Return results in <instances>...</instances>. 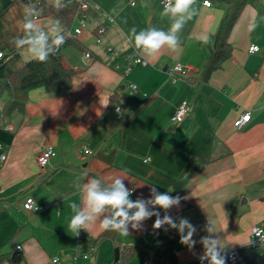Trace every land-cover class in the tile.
I'll list each match as a JSON object with an SVG mask.
<instances>
[{
	"label": "crops",
	"instance_id": "obj_1",
	"mask_svg": "<svg viewBox=\"0 0 264 264\" xmlns=\"http://www.w3.org/2000/svg\"><path fill=\"white\" fill-rule=\"evenodd\" d=\"M70 1L76 0L60 3ZM204 1L193 0L173 14L165 13L163 0H93L96 17L89 16L92 22L77 44L64 51L65 64L75 70L71 88H37L23 111L4 116L0 110V157L6 155L0 159V264H53L54 259L57 264H209L201 260L204 237L219 240L225 264H231L226 254L248 247L252 228L264 225V0L245 6L229 38L233 56L209 80L203 69L227 6L210 0L206 7ZM44 3L55 6L56 0H0V80L33 59L29 49L36 33L46 31L49 42L54 28L62 31L52 16L35 18L41 10L34 8ZM106 15L115 23L97 44L98 30L108 25ZM28 21L35 25L31 31L24 29ZM177 22L182 27L173 33ZM77 26L75 19L71 31ZM152 29L175 35L176 45L164 44L153 54L142 49L148 65L125 74L131 52L126 40L135 44L136 34ZM252 45L260 51L250 54ZM109 46L120 52L119 69L108 62ZM176 64L191 67L193 74L170 82L166 70ZM7 100L0 97L3 110ZM185 100L191 110L177 123L173 115ZM246 112L250 122L237 130L234 123ZM46 146L55 147L57 155L41 169L38 158ZM117 177L134 191L132 202L165 192L182 197L167 210L146 207L176 224L187 220L195 228V244H182L181 233L168 224L153 229L156 215L139 231L129 224L128 236L103 238L98 226L72 231L71 204L86 208L82 186L96 178L101 191L110 190ZM27 198L41 207L37 213L24 209ZM111 215L107 209L100 218ZM80 239L88 258L75 261ZM17 246L23 248L20 255Z\"/></svg>",
	"mask_w": 264,
	"mask_h": 264
},
{
	"label": "clouds",
	"instance_id": "obj_2",
	"mask_svg": "<svg viewBox=\"0 0 264 264\" xmlns=\"http://www.w3.org/2000/svg\"><path fill=\"white\" fill-rule=\"evenodd\" d=\"M193 3V0H175L173 7L166 6L165 13L171 11L173 14L177 12H183L189 5ZM57 9L61 7L60 0H56ZM27 7V6H26ZM58 23V22H57ZM35 25L30 21L24 24L26 31H31ZM182 27L181 23L177 22L172 26V32L175 33ZM58 28L53 29L55 39L53 40L56 50L58 51L60 46L65 43V38L62 35L57 34ZM135 33V28L131 30ZM48 39L43 33L35 38L32 47L29 51L32 53L33 59L39 62H46L49 58V50L45 48V42ZM18 45L24 43V41L17 40ZM31 43V42H30ZM177 38L175 35H168L163 31L155 29L148 32L141 31L135 35V45L137 48H143L149 54L155 53L162 45L168 44L169 46H175ZM139 62V61H137ZM249 117H245V120ZM126 178V177H125ZM124 178L117 177L114 179L110 190L101 191L99 189L100 180L93 178L88 181L86 185H83V189L86 191V208L82 211L77 210V203H72L71 208L73 215L70 219L69 228L76 232L80 230L89 231L95 226H98L103 231H114L122 235H129L128 225H132L133 230H141V224L144 220L156 215L157 219L153 224V229H160L162 225L168 224L172 228L178 229L181 233V243L189 245L190 247L195 244L192 240V236L195 232V228L188 223L187 220H181L179 224H176L171 217L164 216L163 219L159 217V213L151 212L146 205L151 203L154 206L167 210L173 205H177L183 198L179 195L170 196L167 192L163 194L154 195V199L151 201H144L138 199L136 202L129 200L130 190L124 186ZM80 187V185H77ZM155 189L153 188V193ZM110 209L112 215L105 216L101 219V214ZM135 209L130 215L129 210ZM185 228L188 229L187 234L184 235ZM211 230V229H210ZM202 242L205 245L206 252L201 260L208 259L209 264H225V257L221 255L223 245L219 240L212 239L211 237L202 238Z\"/></svg>",
	"mask_w": 264,
	"mask_h": 264
},
{
	"label": "trees",
	"instance_id": "obj_3",
	"mask_svg": "<svg viewBox=\"0 0 264 264\" xmlns=\"http://www.w3.org/2000/svg\"><path fill=\"white\" fill-rule=\"evenodd\" d=\"M85 1L89 5V10L82 12L81 4ZM93 0H76L61 4L59 10L56 6L40 4L33 12L41 10L40 16H52L56 19L62 31L59 35L65 38V43L56 50L53 40L49 41V58L46 62H39L35 59L27 62L22 68L13 72L7 78L0 80V97L7 96L8 100L3 110L4 116L13 111H23L28 100L29 92L44 87L49 92H59L69 90L72 86V79L75 70L68 67L64 62V51L77 44L76 38L70 36L74 20L83 15L96 17L92 9ZM258 5V0H219L227 6L226 14L214 37L213 45L210 48L209 56L206 59L203 78L209 80L211 75L220 70L224 63L232 58L233 48L229 42L231 32L249 2ZM118 232L105 231L103 238H115ZM84 246L88 244V239H84ZM84 251V250H83ZM242 264H264V251L250 247L241 250Z\"/></svg>",
	"mask_w": 264,
	"mask_h": 264
},
{
	"label": "built area",
	"instance_id": "obj_4",
	"mask_svg": "<svg viewBox=\"0 0 264 264\" xmlns=\"http://www.w3.org/2000/svg\"><path fill=\"white\" fill-rule=\"evenodd\" d=\"M163 7L166 8V6L168 7H173V0H163L162 2ZM129 5L132 7L135 5L134 1H131L129 3ZM212 3L210 0H205L204 1V6L206 7H211ZM92 8L94 10H98L97 6H92ZM81 9L82 12H85L87 10H89V5L83 1L81 4ZM40 14H36L35 18H39ZM89 16L86 15L85 13L79 17L76 18L77 22H78V26L72 30L70 32V36L73 38H79L80 36H82L86 30V19ZM106 18V23L108 25L102 26L99 30H98V36L96 38V43L100 44L102 42L101 39V35H103L106 31V29L109 27V24L112 25L114 24V19L111 18L110 16H105ZM41 33H43L45 36H47L46 31L41 30L38 33H36L33 36V42L35 40V38H37ZM126 44L131 45V52L126 56L127 60H128V65L125 68V74H128L131 71V68L133 66H143L146 67L148 65V62L143 58L142 56V49L143 48H137L135 44H131L130 40L127 39ZM106 51L108 53V62L110 64H114L116 69L120 68V64L117 63L118 59H119V50L113 48V47H107ZM260 51L259 46L256 45H252L249 48V53L250 54H255L258 53ZM3 54L0 53V59H2ZM85 58L86 59H91V54L90 53H86L85 54ZM139 61V62H137ZM193 74V69L189 66H183L181 64H176L173 67L169 68L166 70V75L167 78L170 82H176L178 79L180 78H184V77H189ZM131 89L133 92L137 91V87L132 85ZM0 110L3 111V107L0 106ZM191 108L189 105L188 101H183L179 107L177 108L175 114L173 115V121L180 123L184 120V118L188 115V113L190 112ZM116 112L119 115V117H121V108L117 107L116 108ZM245 117H249V119L245 120ZM251 119V113L250 112H246L244 113L239 119H237L234 123V126L237 130H242L249 122ZM7 131H12L13 129L11 128V126H6L5 128ZM1 149V146H0ZM85 154H91L90 150H85ZM57 155V151L55 149V147L53 146H46L44 148V150L42 151L41 155L38 158V164L41 167V169H45L46 167H48L51 163V161L56 157ZM1 161H5L6 160V155H1L0 157ZM134 191L131 189L130 190V196H129V200L131 199V196L133 195ZM24 209L30 212H34L37 213L41 207H39L35 201V199L33 198H27L24 202ZM248 247L253 248V249H259L264 251V225H260V226H255L252 228L251 230V238H250V242L248 244ZM23 251L22 246H17L16 247V253L17 255H20ZM80 258H88L87 254L84 253L83 251V244H82V240L80 239L78 244H77V248L75 251V255H74V260H78ZM242 254H241V250L240 249H235L232 250L230 252H228L226 254V259L229 263H236V264H242ZM59 262L58 259H54L53 260V264H57ZM143 264H157L155 262H151V261H144Z\"/></svg>",
	"mask_w": 264,
	"mask_h": 264
},
{
	"label": "rangeland",
	"instance_id": "obj_5",
	"mask_svg": "<svg viewBox=\"0 0 264 264\" xmlns=\"http://www.w3.org/2000/svg\"><path fill=\"white\" fill-rule=\"evenodd\" d=\"M91 22H92V18H91V17H88V18L86 19V26H89ZM86 29H87V27H86ZM52 37H53L52 39L55 38V36H52ZM231 264H236V263H231Z\"/></svg>",
	"mask_w": 264,
	"mask_h": 264
},
{
	"label": "water",
	"instance_id": "obj_6",
	"mask_svg": "<svg viewBox=\"0 0 264 264\" xmlns=\"http://www.w3.org/2000/svg\"><path fill=\"white\" fill-rule=\"evenodd\" d=\"M48 46H49V42H45V48H47ZM115 253H116V259H117L119 257V250L116 249ZM15 255H14V257H15Z\"/></svg>",
	"mask_w": 264,
	"mask_h": 264
}]
</instances>
